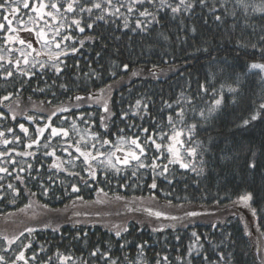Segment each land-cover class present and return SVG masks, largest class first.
Wrapping results in <instances>:
<instances>
[{
    "label": "trees",
    "instance_id": "trees-1",
    "mask_svg": "<svg viewBox=\"0 0 264 264\" xmlns=\"http://www.w3.org/2000/svg\"><path fill=\"white\" fill-rule=\"evenodd\" d=\"M50 2L60 6L63 26L44 17L49 54L35 31L17 33L31 49L5 44L3 16L9 13L0 10V168L7 169L0 172V264H264V110L242 125L264 102L262 72L248 67L264 63V0H195L190 12L176 16L167 7L158 11L159 0L134 5L132 13L129 0H112L111 6L97 0L109 11L93 9L91 16L78 8L64 13L67 0H45ZM12 6L19 8L9 17L13 27H22L18 21L33 27L31 7L25 9L23 0ZM144 8L156 19L140 17ZM99 15L105 19L96 20ZM74 18L81 19L83 33ZM137 20L144 30L136 28ZM221 85L223 103L209 114ZM181 110L183 123L176 115ZM169 116L176 130L185 129L181 151L188 168L169 163L166 147L157 151L150 143L140 158L147 167L105 164L117 142L138 136L143 144L153 136L169 144ZM193 123L189 137L186 126ZM51 128L68 135L52 136ZM83 136L87 144L80 143ZM77 146L97 157L89 161L91 169ZM188 147L197 149L195 156ZM154 181L156 188L150 187ZM249 193L245 204L239 198Z\"/></svg>",
    "mask_w": 264,
    "mask_h": 264
},
{
    "label": "snow or ice",
    "instance_id": "snow-or-ice-1",
    "mask_svg": "<svg viewBox=\"0 0 264 264\" xmlns=\"http://www.w3.org/2000/svg\"><path fill=\"white\" fill-rule=\"evenodd\" d=\"M14 3L18 4L19 0H0V10H2L3 12H8L9 13V15H4L3 16L4 21L7 22V32L4 35L5 44L16 42V43H19L20 45H25L26 44L27 48L31 49L32 48V43L26 41L25 39H22L17 33H18V31H27L29 33H32L33 31H35V34H36V37H37V42L43 41L44 44L47 45V43H48V40H47L48 33L46 31L45 26L48 25V21L45 20L44 17H46V16L47 17H51L52 20H54V21L55 20H60V16L57 15V14H61L60 6H58V4L56 2L45 3V0H36V3L30 5L29 0H23V7L25 9L31 7V11L34 12L36 15H35V17L29 16V22H31L33 24V27H28L27 24H25L23 21H18L17 23L21 24L22 27L17 28V27H13V20L9 18L10 16H15L18 13V11H19L18 7H13L12 6ZM104 3L108 4L109 6H111L112 5V0H104ZM145 3L152 4V3H154V0H129V5H128V8H127V11L129 13H132L134 5H137V4H141L142 5V4H145ZM194 3H195V0H178V3H176L173 6L171 3L168 2V0H159L160 8L158 9V11H162L165 7H167V8L170 9V11L173 14V16H176V15H179L181 13V11H183L184 13L190 12L193 9V7H194ZM199 3L201 5H204L205 4V0H199ZM237 3L238 4H242L243 0H237ZM81 5H82V0H67L66 5L64 6L63 12L64 13H75L77 8H78L80 13H88L91 16V14L93 13V9L102 10L103 12H108L109 11L108 8H103L102 7V3L101 2H97V0H92L90 6L88 5L87 0H84L83 6H81ZM48 8H50V9H52L54 11H51V10L50 11H46V9H48ZM260 10L264 11V9H260ZM119 11H120V9L116 8L112 14L119 13ZM139 16L143 17V18L152 17V20L156 19L155 15L152 12H150L147 8H144L143 11H140L139 12ZM95 19L96 20H104L105 17H104V15H99V16H96ZM215 19L217 21H219L221 19V17L220 16H216ZM152 20H149V23H151ZM41 21L43 22V26L41 25ZM157 22H159V21H157ZM60 23H61V26H63V21L62 20H60ZM71 23L73 25H75L76 28L81 33H83L85 31V27L81 26V24H82L81 19H75L74 18V19H72ZM86 26L89 29L93 28V24L92 23H88ZM127 26L128 25H127V22H126L125 23V27H127ZM136 28L144 30L145 26L142 25L140 20H137ZM4 29H5V24L4 23H0V31H2ZM192 31L195 32V28H193ZM55 32L58 35L59 34V28H56ZM64 39L68 40V39H71V37L70 36H66V37H64ZM88 39H93V37H89ZM261 39L264 40V37H261ZM80 43H81V45H83V41H81ZM57 47H59V44H57ZM252 47L255 48L256 45H252ZM76 51H78V50L73 47L72 48V52L75 53ZM261 51L264 52V48H262ZM21 55L24 56V63L27 64L28 63L27 54L24 53V52H21ZM37 55H39L38 52H37ZM0 59H3V57L0 56ZM18 64H19V61H17V66H18ZM41 66L43 67V65H41ZM127 67H128L127 65H124L125 69H127ZM248 67L250 69H259L262 73H264V63L253 62V63L249 64ZM56 72L60 73L61 72V68L57 66L56 67ZM7 75L8 76H12V72L9 71L7 73ZM133 75H135V73H133ZM61 87H64V86L61 85ZM224 87H225L224 85H221L219 98H216L213 101L212 106L209 107V109H208L209 114L215 112L222 105ZM200 88L203 91H207L206 85H204V84H201ZM227 90L229 92H236L237 91L236 88H233L231 86H228ZM213 93L214 94L216 93L215 89H213ZM5 99H7V97H5ZM76 99L80 100V99H82V97L77 96ZM140 105H141V102L139 100H137L136 107H140ZM168 106L171 107V105H168ZM144 107L146 108L147 106L145 105ZM261 110H264V102L259 103L258 108L251 114L250 119H248V118L244 119L242 121V125L243 126H247L251 121H256L258 118H260V116L262 114ZM105 111L106 112L108 111V108H107L106 104H105ZM53 115H55V113H53ZM176 115H177V117H179L180 122L183 123V120H184V112H183V110L178 112ZM200 115H201V117L204 116L203 110H201ZM168 123L172 126V129H173L172 134L171 135H167L165 133H160V135H161V138H163L164 136L167 135V138L170 141L169 144H167L165 146V145H163L161 143H157L156 140L153 138V136H148L145 139V141L143 142V144L140 142V138L138 136L135 137V138H130L131 145H134L135 148L139 150V154H137V152H135V151H128L125 154L122 162L125 165H127L130 160H135V161L138 162L139 167H141V168L147 167V165H145L143 162H141L140 158H141V156L146 154L145 145L150 143L151 145L155 146L157 151H160L161 149L166 147L167 152H168L169 157H170L169 158V163H179L181 168H188L189 164L183 162V157L181 156V152H180V150L185 147V141L182 139V136L184 135L185 129L176 130V124L174 123L172 116L168 117ZM19 127H20L21 131H23L25 134L28 133V129L25 128V126L23 124H21ZM45 127H49V126L45 125ZM45 127L38 128L37 129V133L39 135H42L44 133V131H45ZM196 127H197V125L194 124V123L191 124V125H187L186 126V131H187L189 137H191L194 134ZM11 131L12 130L9 129V132H11ZM121 131H123V130H121ZM143 131L147 132L148 129L145 128V129H143ZM58 134H63L64 136L68 135V133L65 130H63V129L51 128V135L52 136H56ZM3 135H4V133L0 132V137H2ZM17 139H19V137H17ZM3 143L4 144H8L9 141L8 140H4ZM33 143H36V141L34 140ZM102 143L103 144H109L110 141L105 139V140H103ZM26 146L27 147H31V144H28ZM93 147H95V146L93 145ZM117 150L119 151L121 149L119 147H117ZM76 151L80 154V156H82L84 158V163L88 164L89 169H91V164H89V161L90 160H95L97 157L93 156L88 151H82L79 146H77ZM186 151H187L189 156H195L196 152H197V149L195 147H188L186 149ZM45 154L46 155H54V153H45ZM0 155H2V154H0ZM97 155L102 156L103 153H99L98 152ZM114 155H115V153L109 154V164H110L111 167H115L114 164H111V156H114ZM117 161L118 162L120 161L119 157H117ZM101 163H103V161H101ZM54 167H59V165H54ZM151 167L153 169L157 168V164L155 162V159L153 160V163H152ZM163 167H164V171L166 172L167 171V165H164ZM249 167L250 168H254L255 164L251 163V164H249ZM116 170L119 171V169H116ZM193 170H195V169L193 168ZM3 171H7V169L0 168V172H3ZM89 174L91 176H93V177L95 176V173L92 172V171H90ZM156 186L157 185H156L155 181L150 185V187H152V188H156ZM9 187L11 188L12 186L9 185ZM72 190L74 192L78 191V189L75 187V185H73ZM251 198H252L251 194L249 193V194H246L245 196L240 197L239 199L242 202H244L245 204H247L248 201L251 200ZM253 214H255V210H253ZM155 215L157 217H160V216H162L164 214L161 213V212H156ZM187 215L195 216V215H197V213L193 212V213H188ZM171 219H176V218L172 217ZM124 230L126 231L127 229H124ZM27 231L29 233H31L33 231V229H27ZM116 235L119 236L120 232L118 231L116 233ZM192 235L196 236V233H193ZM9 243H11V241H9ZM95 254L96 253L94 252L93 255H95ZM23 258H24V254H23V252H21L17 256V259L20 260V259H23ZM165 259H167V258L165 257ZM2 260H3V257H0V261H2ZM13 264H14V262H13ZM113 264H115V262H113ZM157 264H159V261L157 262Z\"/></svg>",
    "mask_w": 264,
    "mask_h": 264
},
{
    "label": "rangeland",
    "instance_id": "rangeland-1",
    "mask_svg": "<svg viewBox=\"0 0 264 264\" xmlns=\"http://www.w3.org/2000/svg\"><path fill=\"white\" fill-rule=\"evenodd\" d=\"M51 30H52L51 32H53V29H51ZM41 51L44 54H49V53L52 52V47H51V45L42 44L41 45ZM260 74H261L262 78L264 79V76L262 75V73H260ZM88 141H89V139L86 136H83L80 139V143H82V144H87ZM117 147H119L121 150L118 151L117 150ZM133 147H135V146L134 145H131V143H129L127 141L126 142H117L112 147V149H110V151L106 154V156H105V164L108 165L109 167H111L110 164H109V154L115 153L114 156H111V164H114V165L115 164L116 165H119V164L120 165H124V163L122 162V160H123L125 154L128 151H135V149ZM180 152H181V156L183 157V160H184L183 162L184 163H187V160H186L187 158H186L185 152L184 151H181V150H180ZM117 157L120 158V161L119 162L117 161ZM130 162L135 163V165H136V161L135 160H130L128 164H130Z\"/></svg>",
    "mask_w": 264,
    "mask_h": 264
}]
</instances>
